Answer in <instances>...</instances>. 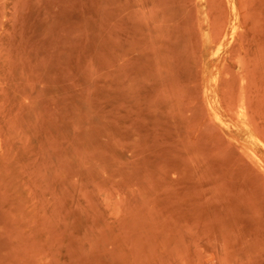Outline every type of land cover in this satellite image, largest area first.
I'll list each match as a JSON object with an SVG mask.
<instances>
[{
	"label": "rangeland",
	"instance_id": "obj_1",
	"mask_svg": "<svg viewBox=\"0 0 264 264\" xmlns=\"http://www.w3.org/2000/svg\"><path fill=\"white\" fill-rule=\"evenodd\" d=\"M0 264H264V0H0Z\"/></svg>",
	"mask_w": 264,
	"mask_h": 264
},
{
	"label": "bare ground",
	"instance_id": "obj_2",
	"mask_svg": "<svg viewBox=\"0 0 264 264\" xmlns=\"http://www.w3.org/2000/svg\"><path fill=\"white\" fill-rule=\"evenodd\" d=\"M234 27V26H233ZM219 119V118H218Z\"/></svg>",
	"mask_w": 264,
	"mask_h": 264
}]
</instances>
